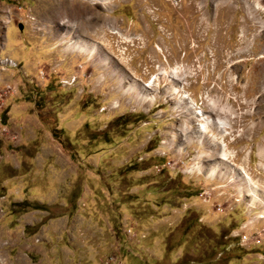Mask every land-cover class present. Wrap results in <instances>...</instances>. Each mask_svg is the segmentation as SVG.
<instances>
[{
    "label": "rangeland",
    "instance_id": "1",
    "mask_svg": "<svg viewBox=\"0 0 264 264\" xmlns=\"http://www.w3.org/2000/svg\"><path fill=\"white\" fill-rule=\"evenodd\" d=\"M0 54V264H264V0H0Z\"/></svg>",
    "mask_w": 264,
    "mask_h": 264
},
{
    "label": "crops",
    "instance_id": "2",
    "mask_svg": "<svg viewBox=\"0 0 264 264\" xmlns=\"http://www.w3.org/2000/svg\"><path fill=\"white\" fill-rule=\"evenodd\" d=\"M1 55V54H0ZM1 58V57H0ZM10 68H7V69H2V70H4L5 72H9L10 70H9ZM1 69H0V71H2ZM5 72H0V80H2V74L1 73H5ZM5 101H7V100H4V102ZM11 106H14V105H11ZM25 112V111H24ZM27 160H30L31 162H32V159H30V158H28ZM30 161L28 162V163H30ZM26 163V162H25ZM33 163V162H32ZM26 165H27V163H26ZM26 165L24 166L25 168H26V171H25V173L27 174H29V172H31V171H33V170H31V169H29L30 167H31V165L29 166V167H26ZM25 168H24V170H25ZM33 169V168H32ZM30 170V171H29ZM19 177H24L23 175H21V176H19ZM7 182V181H6Z\"/></svg>",
    "mask_w": 264,
    "mask_h": 264
},
{
    "label": "water",
    "instance_id": "3",
    "mask_svg": "<svg viewBox=\"0 0 264 264\" xmlns=\"http://www.w3.org/2000/svg\"><path fill=\"white\" fill-rule=\"evenodd\" d=\"M19 28L22 29V25H19Z\"/></svg>",
    "mask_w": 264,
    "mask_h": 264
},
{
    "label": "bare ground",
    "instance_id": "4",
    "mask_svg": "<svg viewBox=\"0 0 264 264\" xmlns=\"http://www.w3.org/2000/svg\"><path fill=\"white\" fill-rule=\"evenodd\" d=\"M257 5V4H256ZM259 7V6H258ZM186 99V98H185ZM223 156H226L225 154H223ZM223 159H225V158H223Z\"/></svg>",
    "mask_w": 264,
    "mask_h": 264
},
{
    "label": "built area",
    "instance_id": "5",
    "mask_svg": "<svg viewBox=\"0 0 264 264\" xmlns=\"http://www.w3.org/2000/svg\"><path fill=\"white\" fill-rule=\"evenodd\" d=\"M9 65H12V66H14V64H9ZM168 165H170V164H168Z\"/></svg>",
    "mask_w": 264,
    "mask_h": 264
}]
</instances>
